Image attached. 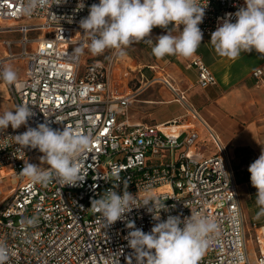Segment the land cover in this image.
Here are the masks:
<instances>
[{
	"label": "built area",
	"instance_id": "built-area-1",
	"mask_svg": "<svg viewBox=\"0 0 264 264\" xmlns=\"http://www.w3.org/2000/svg\"><path fill=\"white\" fill-rule=\"evenodd\" d=\"M21 3L0 0V25L15 22L0 26V32L20 33L17 40L1 41L0 70L14 63L25 65L23 76L7 85L16 106L28 104L35 113L27 126L0 130V243L10 250L6 264H130L127 222L149 232L156 221L146 207H139L106 227L90 207L93 199L110 189L127 190L140 200L150 194L165 206L161 220L169 215L184 219L191 211L214 219L218 232L211 236L200 264H264V225L253 223L258 251L251 257L226 149L219 144L217 153L203 156L202 132L188 120L197 109L164 67L148 66L163 73L162 78L141 73L129 81L115 74L118 58L108 64L83 65L88 38L79 25L99 0H83L82 9L80 0L59 4L50 0L48 7L30 16L21 14ZM199 3L205 7L199 27L208 35L218 27L219 18L235 13L244 0ZM78 47L82 53L75 51ZM191 65L197 69L201 88L216 84L215 74L201 58L195 57ZM263 74L262 68L253 72L258 80ZM157 81L176 93L184 113L156 124L134 121L132 105L146 86ZM41 123L92 136L91 148L82 159V179L75 185L53 180L47 186H30L17 175L25 161L40 165L43 154L38 149H19L11 136ZM33 216L38 217L35 226L23 223Z\"/></svg>",
	"mask_w": 264,
	"mask_h": 264
},
{
	"label": "clouds",
	"instance_id": "clouds-1",
	"mask_svg": "<svg viewBox=\"0 0 264 264\" xmlns=\"http://www.w3.org/2000/svg\"><path fill=\"white\" fill-rule=\"evenodd\" d=\"M60 2L57 0L56 4ZM49 3L50 0H22L20 12L30 16L37 9L48 7ZM84 6L80 0L78 8ZM204 16L205 7L199 0H99L98 4L89 7L88 16L81 19L79 26L88 38L86 46L93 55L113 49L123 56L132 43L146 41L152 45V54L158 59L166 56L187 59L201 45L203 32L199 25ZM156 27L166 30V34L157 36L154 42L151 33ZM174 32L178 35H173ZM210 44L217 55L233 60L242 53L253 51L264 56V0H244V5L235 13L219 18L218 27L211 33ZM75 51L82 53L83 48L78 47ZM0 80L13 85L18 80L17 73L10 66L3 68ZM34 115L30 105L19 104L14 110L0 114V130H6L9 125L12 129L27 126ZM11 137L19 149H38L43 154L40 165L25 161L17 174L26 178L30 186H47L53 180L62 185H75L82 179V159L93 143L90 134L67 126L63 130L53 129L47 123H41ZM248 171L251 185L257 190V218L264 217V149L250 163ZM139 207H146L156 223L145 232L137 228L134 221L127 222L126 227L131 229L126 237L132 250L130 264L133 259L135 264H200L211 236L218 232V224L211 217L191 211V216L184 219L169 215L161 220L159 213L165 206L158 199L149 194L140 200L127 190L121 193L112 189L93 199L90 210L99 214L101 222L109 227ZM23 223L35 226L38 217H26ZM9 251L0 243V264H6Z\"/></svg>",
	"mask_w": 264,
	"mask_h": 264
},
{
	"label": "crops",
	"instance_id": "crops-1",
	"mask_svg": "<svg viewBox=\"0 0 264 264\" xmlns=\"http://www.w3.org/2000/svg\"><path fill=\"white\" fill-rule=\"evenodd\" d=\"M11 24L15 22H5L0 26L5 27ZM171 27L169 25V28ZM10 33L19 32H0V49H3L1 45L3 39L17 40L20 38V33L18 37L6 36ZM161 34H166V30L156 27L152 30L151 38L155 42V38ZM173 35H178V33L174 32ZM210 39L211 34L203 35L197 52L187 59L177 56L158 59L152 54V45L146 41H140L138 44L145 49L148 55L144 66L147 68L150 65L163 66L165 73L175 82L176 76L181 84L178 87L186 92L190 103L197 109V115L189 116L188 120L202 132L199 149L203 156L209 157L217 153L219 144L226 149L237 182L248 252L251 257H254L258 249L255 241L256 229L253 228V223L264 225V217L257 218L259 210L255 203L257 190L251 185L248 167L264 149V74L259 80L253 76L256 69L262 68L264 72V56L253 51L242 53L235 60L221 57L210 44ZM195 57L201 58L211 68L217 79L216 84L206 88L199 86L197 69L191 65ZM95 62L101 61L91 63ZM85 64L88 63L83 62V65ZM10 67L17 73L18 79L23 76L24 64L14 63ZM1 90L6 92V100H10L15 108L16 104L11 98L8 85L2 80H0ZM174 102L179 106H161L163 110L175 107L174 113L168 112L159 120L143 121L156 124L182 115L184 109L175 97L165 101L166 104ZM2 110L3 107L0 106V111ZM130 117L133 118L131 115Z\"/></svg>",
	"mask_w": 264,
	"mask_h": 264
},
{
	"label": "rangeland",
	"instance_id": "rangeland-1",
	"mask_svg": "<svg viewBox=\"0 0 264 264\" xmlns=\"http://www.w3.org/2000/svg\"><path fill=\"white\" fill-rule=\"evenodd\" d=\"M33 35V34H32ZM6 36H14L18 37L19 33H10ZM16 48V47H15ZM125 55L119 56L115 50L106 49L104 53L99 55H93L88 51V48L85 51L83 62L91 63L94 61H101L104 64L110 63L112 60L117 61V71L116 76L119 77L121 75H125L126 79L130 81L132 78L140 77L141 73H144L148 77L157 76L162 78L164 75L157 71H151L149 68L144 66L145 62H147V53L145 49L138 44V42L132 43L125 50ZM86 65V64H85ZM84 65V66H85ZM176 78V86H181L180 80ZM137 79V78H136ZM136 81V80H135ZM135 82L132 81V85ZM6 92L4 90L0 91V106L3 107L2 114L4 111L14 110V106L12 105L10 100H6ZM176 93H174L165 83L155 82L153 84H149L145 87L144 91L139 94L138 98L132 105L130 110V115L134 121L136 120H147L153 121L154 119L159 120L168 112L174 113L175 107H171L168 110H163L161 108L162 105H178L176 102L166 104L165 101L174 98ZM157 102V103H156ZM179 106V105H178ZM153 119V120H151Z\"/></svg>",
	"mask_w": 264,
	"mask_h": 264
},
{
	"label": "bare ground",
	"instance_id": "bare-ground-1",
	"mask_svg": "<svg viewBox=\"0 0 264 264\" xmlns=\"http://www.w3.org/2000/svg\"><path fill=\"white\" fill-rule=\"evenodd\" d=\"M12 23V22H11Z\"/></svg>",
	"mask_w": 264,
	"mask_h": 264
}]
</instances>
